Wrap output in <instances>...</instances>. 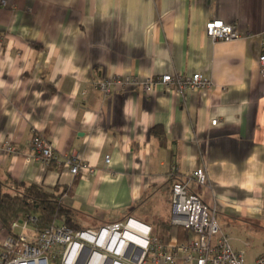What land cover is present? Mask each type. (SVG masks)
<instances>
[{
	"label": "crops",
	"instance_id": "1",
	"mask_svg": "<svg viewBox=\"0 0 264 264\" xmlns=\"http://www.w3.org/2000/svg\"><path fill=\"white\" fill-rule=\"evenodd\" d=\"M211 18L240 37L211 40ZM263 49L264 0H0V142L14 147L0 181L68 186L81 227L128 215L179 244L194 234L170 223V185L188 179L253 263L264 253ZM192 72L210 87L143 91L151 76ZM127 75L136 83L125 86ZM104 79L107 96L95 87ZM34 132L53 145L47 165L30 153ZM67 160L80 163L76 174ZM200 167L201 188L190 177Z\"/></svg>",
	"mask_w": 264,
	"mask_h": 264
},
{
	"label": "built area",
	"instance_id": "2",
	"mask_svg": "<svg viewBox=\"0 0 264 264\" xmlns=\"http://www.w3.org/2000/svg\"><path fill=\"white\" fill-rule=\"evenodd\" d=\"M205 35L213 41L233 40L240 37L236 26L220 19L211 18L204 24ZM259 70L264 78V49L258 57ZM127 75L122 79L125 86L136 83ZM166 85L167 91L177 95L187 90H205L210 87L208 76L201 72L190 75L162 74L143 81V91L154 92L156 83ZM174 83V88L168 87ZM103 96L110 91V81H99L95 86ZM217 118L210 120L215 125ZM31 155L42 165L56 158L53 145L40 132L30 139ZM14 151L9 140L0 142V158ZM109 155L104 162H109ZM70 172L76 174L81 165L67 160ZM91 171V169H89ZM190 177L199 188L207 181L203 167L194 170ZM170 223L183 227L194 234L185 242L169 244L161 242L151 233L149 225L127 217L106 223L97 228L73 229L63 223L52 222L45 227L36 225V216L25 213L10 223V232L0 240V264H50L49 257L58 264H246L243 251L234 250L228 236L221 231L216 210L209 207L199 194L189 189V180H177L170 190ZM130 236H126V232ZM251 264H264V253Z\"/></svg>",
	"mask_w": 264,
	"mask_h": 264
},
{
	"label": "trees",
	"instance_id": "3",
	"mask_svg": "<svg viewBox=\"0 0 264 264\" xmlns=\"http://www.w3.org/2000/svg\"><path fill=\"white\" fill-rule=\"evenodd\" d=\"M172 185L173 182L170 188ZM70 192L71 188L68 186L54 185L49 190L31 182H14L8 179L0 181L1 228L7 235L13 220L25 213H32L36 216V225L40 228L58 222L75 230L84 229L75 222L71 208L64 202V197ZM127 217L130 216L127 215L123 219Z\"/></svg>",
	"mask_w": 264,
	"mask_h": 264
},
{
	"label": "rangeland",
	"instance_id": "4",
	"mask_svg": "<svg viewBox=\"0 0 264 264\" xmlns=\"http://www.w3.org/2000/svg\"><path fill=\"white\" fill-rule=\"evenodd\" d=\"M75 219L77 220L78 223H80V224L83 225L84 227H88V226H90V225H93V224H87V220H85V219H80V218H76V217H75ZM97 225H98V227H100V226H102V225H104V224L99 223V224H97ZM92 228H93V227H92ZM94 228H97V227H94ZM152 234H153V235H157V234H158L159 237H161V234H160V233H156L155 230H153ZM49 263H50V264H53V263H56V261L53 260L51 257H49Z\"/></svg>",
	"mask_w": 264,
	"mask_h": 264
},
{
	"label": "bare ground",
	"instance_id": "5",
	"mask_svg": "<svg viewBox=\"0 0 264 264\" xmlns=\"http://www.w3.org/2000/svg\"><path fill=\"white\" fill-rule=\"evenodd\" d=\"M126 236H130V232L127 231V232H126Z\"/></svg>",
	"mask_w": 264,
	"mask_h": 264
}]
</instances>
